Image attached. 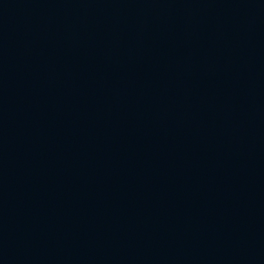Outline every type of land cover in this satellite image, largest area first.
Listing matches in <instances>:
<instances>
[{"label": "water", "instance_id": "obj_1", "mask_svg": "<svg viewBox=\"0 0 264 264\" xmlns=\"http://www.w3.org/2000/svg\"><path fill=\"white\" fill-rule=\"evenodd\" d=\"M0 264H264V0H0Z\"/></svg>", "mask_w": 264, "mask_h": 264}]
</instances>
